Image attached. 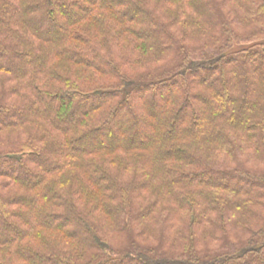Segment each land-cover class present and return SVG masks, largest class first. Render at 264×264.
<instances>
[{
  "label": "trees",
  "instance_id": "16d2710c",
  "mask_svg": "<svg viewBox=\"0 0 264 264\" xmlns=\"http://www.w3.org/2000/svg\"><path fill=\"white\" fill-rule=\"evenodd\" d=\"M0 264H264V0H0Z\"/></svg>",
  "mask_w": 264,
  "mask_h": 264
}]
</instances>
